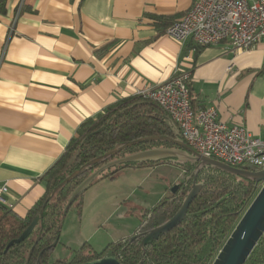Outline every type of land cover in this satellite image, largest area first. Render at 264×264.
Segmentation results:
<instances>
[{
	"label": "crops",
	"instance_id": "crops-1",
	"mask_svg": "<svg viewBox=\"0 0 264 264\" xmlns=\"http://www.w3.org/2000/svg\"><path fill=\"white\" fill-rule=\"evenodd\" d=\"M193 1L7 0L6 12L0 13L5 206L25 217L45 193L42 174L85 119L177 70L190 72L194 110L213 106L220 120L240 123L264 140V41L234 53L225 41L200 46L191 38L180 43L167 36L165 28ZM158 164L124 168L117 176L132 170L148 177Z\"/></svg>",
	"mask_w": 264,
	"mask_h": 264
},
{
	"label": "trees",
	"instance_id": "trees-1",
	"mask_svg": "<svg viewBox=\"0 0 264 264\" xmlns=\"http://www.w3.org/2000/svg\"><path fill=\"white\" fill-rule=\"evenodd\" d=\"M6 4L7 0H0L1 14L6 12ZM162 21L161 18H156V23ZM164 112L155 102L133 95L119 99L95 117L85 119L77 129V136L42 174L45 193L28 210L25 217L19 216L0 202V264H25L31 249L27 264H80L103 256H115L120 264H211L261 187L251 179L234 176L212 166H204L198 172L196 183H201V189L189 204L184 220L144 248L140 245V237L133 240H129L128 237L109 242L98 253L85 248L83 244L69 261L60 258L50 260V255L59 241L62 220L67 213H64V207L69 195L101 165H93L91 169L61 186L51 200L46 202L49 192L72 171L118 143L146 136L168 135L180 138L179 132H174L167 124ZM159 146L174 145L168 142L139 143L127 147L111 160ZM154 162L173 164L181 169L186 177H183L175 193H170L154 207L144 209L136 234H143L162 224L178 210L192 186L193 176L188 179L187 177L196 163L175 158L120 163L104 170L91 182L92 184L105 178L113 180L124 168H136ZM81 196L82 194L72 203L79 210L82 204L79 199ZM45 202L42 219L28 237L9 246V242L18 238L38 215ZM40 230L41 236L35 244ZM55 242L57 243L53 246ZM244 264H264V235Z\"/></svg>",
	"mask_w": 264,
	"mask_h": 264
},
{
	"label": "built area",
	"instance_id": "built-area-1",
	"mask_svg": "<svg viewBox=\"0 0 264 264\" xmlns=\"http://www.w3.org/2000/svg\"><path fill=\"white\" fill-rule=\"evenodd\" d=\"M183 43L191 38L200 46L221 41L232 52L251 49L264 41V0H194L191 8L164 30ZM190 72L177 70L169 79L144 86L136 95L160 106L176 124L180 138L199 154L233 167L264 169V140L240 123L220 120L213 106L194 110L188 87ZM6 187H0L1 194Z\"/></svg>",
	"mask_w": 264,
	"mask_h": 264
},
{
	"label": "water",
	"instance_id": "water-1",
	"mask_svg": "<svg viewBox=\"0 0 264 264\" xmlns=\"http://www.w3.org/2000/svg\"><path fill=\"white\" fill-rule=\"evenodd\" d=\"M146 142H168L174 146L153 147L128 154L126 156L120 157L115 160H111L115 155L119 154L127 147L137 145L139 143H146ZM167 158H175L179 161L189 160L196 163L190 175L187 177L188 179L191 176H193L192 186L185 195L178 210L169 219H167L162 224L147 230L143 234L137 233L135 235H132L131 237H129V240H133L137 237H140V245L144 248L145 245H148L153 240L158 239V237L161 234H165L173 227L179 225L186 217L189 204L201 189V183H196V177L198 172L204 166H212L231 175L251 179L256 184L261 183L260 189L258 190V192L254 196L248 207L241 215L240 219L238 220V222L236 223V225L234 226V228L226 238L221 248L218 250L215 258L211 263V264H244L247 258L249 257L250 253L256 246L259 239L264 235V169L259 170L256 167L248 164L243 165L241 167H233L225 163H222L218 160H215L213 158L205 157L199 154L198 152H196L190 146H188L179 137L174 138L168 135L146 136V137L137 138L132 141H127L124 143H118L107 152L87 161L79 168L75 169L69 175H67L57 186H55L49 192L48 196L46 197V202L51 200L54 193L61 186L67 184L69 181L76 178L81 173L91 169L93 165L97 164L101 166L95 171H93L69 195L67 203L64 207V213L68 211L73 201L80 194H82L89 187L91 182L104 170L109 169L120 163L147 162V161L152 162V161H160ZM178 187H179V183L174 184L170 188V193L171 194L175 193ZM46 202L43 203L42 208L39 211L38 215L35 216V218L29 223V225L22 232V234L18 238L9 242V246L15 243H19L28 237V235L32 232L34 227L42 219L43 209L46 205ZM40 236H41V230L38 232L37 238L35 240V244L40 238ZM56 243L57 242H55L53 246H55ZM31 251L32 249L29 251L25 264H27L29 260ZM80 264H120V262L115 256H104Z\"/></svg>",
	"mask_w": 264,
	"mask_h": 264
},
{
	"label": "rangeland",
	"instance_id": "rangeland-1",
	"mask_svg": "<svg viewBox=\"0 0 264 264\" xmlns=\"http://www.w3.org/2000/svg\"><path fill=\"white\" fill-rule=\"evenodd\" d=\"M131 171L126 170L113 180L105 178L99 182V187V183L93 184L79 198L83 207L79 210L72 205L68 209L62 220L59 241L50 255L51 261L71 260L83 244L98 253L109 242L132 236L144 209L166 198L170 188L186 177L178 167L164 163L151 168L153 174L148 177ZM142 178L144 180L140 181ZM111 183L114 185L110 186Z\"/></svg>",
	"mask_w": 264,
	"mask_h": 264
},
{
	"label": "flooded vegetation",
	"instance_id": "flooded-vegetation-1",
	"mask_svg": "<svg viewBox=\"0 0 264 264\" xmlns=\"http://www.w3.org/2000/svg\"><path fill=\"white\" fill-rule=\"evenodd\" d=\"M179 187H180V185H179ZM179 187H178V189H179ZM178 189H177V190H178ZM135 234H136V233H135ZM135 234H133V235H135ZM103 257H104V256H103Z\"/></svg>",
	"mask_w": 264,
	"mask_h": 264
}]
</instances>
